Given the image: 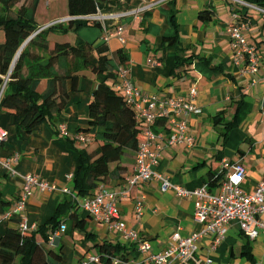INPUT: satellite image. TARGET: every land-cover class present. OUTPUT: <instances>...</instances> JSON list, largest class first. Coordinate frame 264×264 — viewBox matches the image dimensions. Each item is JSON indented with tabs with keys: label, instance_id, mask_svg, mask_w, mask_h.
I'll list each match as a JSON object with an SVG mask.
<instances>
[{
	"label": "crops",
	"instance_id": "0c3cea01",
	"mask_svg": "<svg viewBox=\"0 0 264 264\" xmlns=\"http://www.w3.org/2000/svg\"><path fill=\"white\" fill-rule=\"evenodd\" d=\"M209 2L215 11L214 18L201 21L198 13ZM225 2L227 0H131L129 9L141 7V11L125 16L117 14L121 11L113 12L107 17L113 31L116 25L123 26L124 43L115 35L103 42L101 29L94 26H83L77 34L94 45L106 43L113 64L117 61V48L123 46L129 55L126 65L131 80L143 93L187 97L189 87H196L194 102L202 112L188 119V134L193 141L184 140L160 149L155 169L161 176L186 189L202 187L207 185L208 172L217 156L242 163L246 169L242 188L251 192L264 181V46L257 44L262 57L256 72L249 71L248 64H234L227 34L232 20L229 10L234 4L227 7ZM247 4V8L241 9L249 22L243 33L256 46L257 39L264 35V10ZM170 12L174 13L173 17ZM165 35H175L180 54L187 57L175 67L178 49L165 44ZM44 84L43 79L40 90ZM95 85L93 73L84 70L77 88L72 89L68 82V100L55 117V124L44 121L30 133L17 130L10 113L0 108V127L8 132L7 138L0 143V154L17 151L18 160L13 165L17 173L35 174L55 185L54 189L43 191L32 187L23 212L26 227L36 228L54 214L59 202L76 198L71 190L72 177L68 178V174L75 171L77 165L76 147H86V144H75L56 129L63 124L66 131L74 135L77 128L86 126L87 104ZM218 113L222 117L215 123L213 118ZM153 129L169 135L165 129ZM64 187L70 188L71 194L63 192ZM21 188L19 175L0 171V190L6 201H11L9 206H13ZM127 188L124 179L113 178L108 185V189L119 192L120 220L127 228H133L141 240L149 242L151 252L165 249L176 232L185 237L200 230L201 225L193 220L195 198L178 195L171 187L161 189L158 179L141 181L130 191ZM123 191L125 193L120 194ZM137 201H141V205ZM137 206L141 209L139 215ZM5 207L0 206V232L16 225V221L5 217ZM84 220L86 234L78 230L64 234L58 229L50 235L46 246L62 247V261L64 246L70 249L68 257L58 264H78L89 253L87 251L95 252L93 245L98 239L133 247L130 260H135V264H148L147 253L139 252L136 244L133 246L132 242L123 240L106 223L92 215L85 216ZM248 238L244 237L238 223L231 220L224 239L215 248H211L210 234L199 239L198 263L192 264H264V234L259 231L255 238ZM172 264L185 263L175 260Z\"/></svg>",
	"mask_w": 264,
	"mask_h": 264
},
{
	"label": "trees",
	"instance_id": "16d2710c",
	"mask_svg": "<svg viewBox=\"0 0 264 264\" xmlns=\"http://www.w3.org/2000/svg\"><path fill=\"white\" fill-rule=\"evenodd\" d=\"M243 1L264 10V0ZM39 2L0 0V108L10 113L17 130L30 133L44 121L50 120L55 124V117L68 100V82L72 89L77 88L84 70L93 73L96 85L87 104L86 126L77 128L75 133L83 135L84 141L66 136L75 144H86V147H76L77 165L71 174V190L76 198L59 202L54 214L36 228H23L20 226V213L17 216L5 215V209L12 205H8L11 201H6L0 190V206H6L3 210L5 217L16 221L15 226H7L0 232V264H58L62 261V247L46 246L50 235L58 229L64 234L75 230L86 234L84 218L91 214L83 207L85 198L82 197L95 194L100 188L112 191L108 185L113 178L124 179L132 174L139 145L144 140L136 110L127 101L124 90L116 87L119 78L117 66H126L129 60L126 50L123 46L117 48V63L113 64L106 43L94 45L77 34L83 26L102 29V21L89 16L129 9L131 0H67L65 19L55 20L50 25H38L35 21ZM214 14L213 5L209 2L199 11L198 18L209 21ZM170 16L173 17L174 13L170 12ZM105 22L109 23L107 19ZM56 34L62 38L55 37ZM163 40L166 45L178 49L174 67L187 58L180 54L175 35H165ZM256 42V54L261 60L257 44L264 46V35ZM43 79L45 84L40 90ZM221 117L218 113L213 121L220 122ZM165 125L164 119H158L152 128L163 130ZM56 130L60 133V125ZM7 136L8 132L4 139ZM15 153L18 152L0 156L13 157ZM215 158L217 161L209 170L207 185H204L209 190L218 187L223 180L221 158ZM66 188L71 194L70 188ZM135 244L132 242L131 245ZM93 248L95 252L90 256L96 259L82 258L79 263L86 259V264H125L133 249L110 239H98Z\"/></svg>",
	"mask_w": 264,
	"mask_h": 264
},
{
	"label": "built area",
	"instance_id": "2783aa9c",
	"mask_svg": "<svg viewBox=\"0 0 264 264\" xmlns=\"http://www.w3.org/2000/svg\"><path fill=\"white\" fill-rule=\"evenodd\" d=\"M241 2L248 5L243 0ZM141 9V7H136L116 13L119 16H125L136 14ZM112 14L114 13L99 12L89 17L102 21L101 37L103 42H107L112 35H115L120 42L124 43L123 26L116 25L113 31L109 24L105 22L108 19L107 16H112ZM231 15L232 20L227 27V34L233 62L236 65L248 64L249 71L256 72L260 66L259 58L256 54V46L250 43L243 33V29L249 25V22L237 8L232 9ZM117 69L119 78L116 87L124 90L127 101L136 110L137 121L142 123L141 127L144 133V140L140 143L137 151L133 173L124 178L125 184L130 191L131 188L141 181L158 179L161 189L171 187L178 195L195 198L193 220L199 223L201 228L199 231H195L185 237L176 232L172 235V240L165 249L151 252L149 242L141 240V237L138 236L133 228H127L120 220L118 208L119 192L100 188L95 194L85 197L83 207L88 210L94 219L106 223L111 229L113 228L118 232L123 240L136 242L137 250L147 253V258L145 259L148 264H172L175 260L185 264L198 263L196 250L199 239L210 234L212 236L211 248H215L224 239L227 225L231 220H235L241 231L250 238H255L259 231L264 234V181L259 182L253 191H245L242 188V182L246 176V169L240 161H231L227 158L221 159L220 166L223 170V180L215 191L209 190L206 186L190 190L174 185L155 169L158 163L159 151L163 146L173 145L184 140L188 143L193 141V138L188 134V119L190 115L202 112L201 107L194 102L197 94L196 87H189L187 97L174 95L157 96L143 93L131 80L130 70L127 65L117 66ZM158 119L165 120V130L169 131V135L154 131L152 126L156 124ZM60 133L65 136H74L76 139L84 141L83 135H70L63 124L60 125ZM6 135V130L0 127V140L4 139ZM17 159V153L13 157L0 156V170H6L11 175L17 174L22 179V191L19 199L15 201L5 215L17 216L20 213L22 219L20 226L25 228L23 211L25 209V200L31 194L32 187L37 186L43 191L54 189L55 185L38 178L35 174L25 173L20 175L17 173L13 167ZM71 174H68V178L71 177ZM62 191L69 193L66 187L62 188ZM124 193L125 191L120 194ZM140 202L137 201V204L141 205ZM137 207V215H139L141 209L139 206ZM93 259H96V257H88L89 261ZM85 260L78 264H86ZM125 264H135V260L129 259Z\"/></svg>",
	"mask_w": 264,
	"mask_h": 264
},
{
	"label": "rangeland",
	"instance_id": "374dc122",
	"mask_svg": "<svg viewBox=\"0 0 264 264\" xmlns=\"http://www.w3.org/2000/svg\"><path fill=\"white\" fill-rule=\"evenodd\" d=\"M227 2H225L227 7H228V4H234L232 7L230 6L232 9L237 8L239 10V9L247 8V5L243 4L241 0L240 1L239 0H227ZM232 9L229 10V13L232 11ZM66 12H67V0H41L36 10L35 21L38 25H46V24L50 25L55 20L65 19L66 16H63V15ZM1 13H2V9L0 7V14ZM55 37L62 38V35L56 34ZM83 249H85V247H83ZM63 250H64V256H65L64 260H65L70 253V249L64 246ZM87 252L89 253H86L85 257L83 258L90 257L92 251H87Z\"/></svg>",
	"mask_w": 264,
	"mask_h": 264
},
{
	"label": "water",
	"instance_id": "95a60500",
	"mask_svg": "<svg viewBox=\"0 0 264 264\" xmlns=\"http://www.w3.org/2000/svg\"><path fill=\"white\" fill-rule=\"evenodd\" d=\"M26 42H27V40L23 43V45H24ZM23 45H22V46H23ZM17 54H18V53H17ZM16 56H17V55H16Z\"/></svg>",
	"mask_w": 264,
	"mask_h": 264
}]
</instances>
